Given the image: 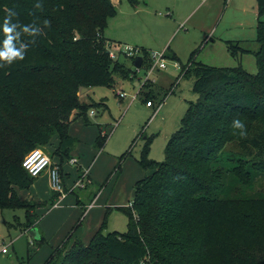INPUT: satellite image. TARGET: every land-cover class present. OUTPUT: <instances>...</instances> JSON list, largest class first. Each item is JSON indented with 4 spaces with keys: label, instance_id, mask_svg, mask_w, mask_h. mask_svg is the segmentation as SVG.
Segmentation results:
<instances>
[{
    "label": "trees",
    "instance_id": "obj_1",
    "mask_svg": "<svg viewBox=\"0 0 264 264\" xmlns=\"http://www.w3.org/2000/svg\"><path fill=\"white\" fill-rule=\"evenodd\" d=\"M127 1L132 6L138 4V0ZM42 2L40 11L33 7L36 0H0V41L4 38L5 8L17 11L25 24L36 18L41 24L51 22L44 29L46 35L29 47L23 61L0 69V121L5 119L0 128L5 137L0 138V175L9 186L21 190L36 181L23 167L24 158L33 149L47 146L58 136L60 144L54 156L71 157L79 140L70 134V126L81 116L89 121L90 105L81 103L78 93L83 88L112 85L117 78L132 74L119 58L110 56L111 40L104 35L109 17L116 13L113 0ZM257 5V50L245 47L243 41L226 40L236 66L197 62L193 55L189 59L187 71L195 77L193 90L200 97L190 103L163 161L150 158L149 149L144 151L140 162L147 175L136 182L135 199L124 207L129 231L121 236L100 234L89 248L76 239L79 251L72 250L65 257V248L59 246L45 264H89L92 257L93 264H101L100 251L94 256L96 246H101L109 260L140 264L150 245L163 248L168 255L185 250L175 259L177 264H191V250H195L193 260L198 264H264L260 225L264 223V195L237 198L228 184V178L234 176L235 184L252 185L256 171L264 166V0H257ZM148 54L144 50L143 65L147 62L150 68ZM245 54L254 55L257 72L244 68ZM145 86H149L147 82ZM148 96L146 100L153 101L154 95ZM236 118L245 123L247 138L231 127ZM107 138L100 132L99 147ZM58 196L55 192V199ZM243 203L249 206V213L241 211ZM6 208L26 209L27 226L39 228L41 217L31 214L28 204L11 187L0 188V209ZM39 234L36 240L44 243L40 229ZM253 247L260 249L257 257L240 254V250Z\"/></svg>",
    "mask_w": 264,
    "mask_h": 264
},
{
    "label": "rangeland",
    "instance_id": "obj_2",
    "mask_svg": "<svg viewBox=\"0 0 264 264\" xmlns=\"http://www.w3.org/2000/svg\"><path fill=\"white\" fill-rule=\"evenodd\" d=\"M114 1L116 13L109 17L104 30L105 37L111 40L110 47L127 44L147 50L148 53L167 51L166 68L160 71L157 68L149 70L145 62L137 69L134 59L120 55L119 60L132 69L130 77L117 78L112 85L93 86L89 92L86 88L87 90L78 93L80 102L90 105L87 110L89 121L86 122L85 117L81 116L72 122L70 134L73 132L84 140L72 149L70 155H81L84 166L93 161L91 169L96 181L89 189L77 187L69 194V202L72 203V199L77 197H80L82 202H89L102 186L99 202L89 213L85 211L81 219L83 223L77 222L73 226L74 220L80 216V205L67 203V199L64 205L54 208L51 198L48 201H39L34 195L30 196L28 191L32 186L25 191L16 186H9L0 175V188H14L19 199L28 204L31 214L42 218L46 210L39 211L38 208L53 207L49 214L45 212L47 216L45 214L46 218L40 228L43 235L47 232V235H44V243L36 240V230L27 226L26 209H0V264H45L59 246L65 248V257L72 250L79 251L76 239L81 240L84 248H89L93 246L94 238L100 234L117 233L121 236L127 233L129 219L124 207L131 205L135 199V181L146 175L140 162L143 152L149 149L150 158L163 161L170 139L177 133L190 101L197 102L200 97L192 88L194 76H184V65L192 55L197 62L218 67L237 65V60L228 51L225 39L243 41L245 47L252 50L258 48L255 41L258 23L257 0H138L137 6H132L127 0ZM174 53L176 58L172 56ZM141 55L143 56V52ZM242 63L249 72H257L254 55L245 54ZM147 81L152 87L164 92L161 97H152L156 104L161 98L164 99L156 117H152L156 105L154 108L148 107L144 94L139 96L141 90L147 92L150 88L145 86ZM212 82L217 83L216 80ZM118 91H124L126 96L120 97ZM87 92L88 95H85ZM134 96L139 97L133 100ZM8 99L12 101V97ZM1 109L0 105V117ZM92 111H95V114H92ZM4 121L5 119L0 121V128ZM100 126L102 134L108 138L105 147L98 153L97 138L100 135ZM57 137L54 136L47 146L37 147L44 150L52 161L58 157L53 154L57 150ZM0 138L5 137L0 133ZM2 151L0 146V152ZM10 151L8 146V152ZM71 170L72 173L78 171L77 165H72ZM46 172L33 183L35 190L36 187L45 186L40 189L43 196L48 194ZM255 174L256 182L252 185L235 184V177H229V189L233 188V196L248 199L257 194L264 195V166ZM40 182L42 185L39 186ZM65 191L70 192L66 189ZM244 207L241 211L249 213V206L245 209ZM98 217L99 228L90 237L89 230ZM81 224L82 229L76 232ZM260 225L264 231V223L260 222ZM72 226V230L65 237ZM25 228L30 230H24ZM86 235H89V238L85 239ZM6 246L10 251L8 254L2 253ZM162 249L150 245L146 258L140 264H177L175 259L185 251L178 250L168 255L166 250ZM48 250L50 253L44 258L43 252ZM93 251L94 256L95 251H100L99 263L119 264L109 260L101 246H96ZM194 251L190 252V263L198 264L193 260ZM240 254L257 257L260 249H242ZM87 262L93 264L95 259L92 257Z\"/></svg>",
    "mask_w": 264,
    "mask_h": 264
},
{
    "label": "crops",
    "instance_id": "obj_3",
    "mask_svg": "<svg viewBox=\"0 0 264 264\" xmlns=\"http://www.w3.org/2000/svg\"><path fill=\"white\" fill-rule=\"evenodd\" d=\"M114 1V0H113ZM115 2V1H114ZM264 20V19H263ZM257 22H258V9H257ZM258 24V23H257ZM226 40H230V39H225V41ZM226 44V43H225ZM166 53V57H167V51L165 52ZM172 56H174V58H176L177 56L175 55V53L174 54H172ZM190 62L188 61V63L186 64V65H184V67H183V74H184V76H186V75H189V72L187 71V68H189V66H187L188 64H189ZM205 63V62H204ZM236 66V65H235ZM161 69H164V68H159V67H157V70H161ZM147 80H149V79H147ZM194 82H195V77H194ZM147 83H148V81H147ZM148 85H149V89H148V91L147 92H143L144 90H141L140 91V95L139 96H141V95H143L144 94V99H147L149 96V93H152L154 96H156V97H161V95L162 94H164V92H162V91H160V90H158L156 87L154 88V87H152L149 83H148ZM193 85H194V83H193ZM193 88V87H192ZM87 90V89H86ZM90 91V88H88V92ZM194 91V90H193ZM88 92L85 94V95H88ZM139 96H137V98L139 97ZM163 98H161L160 99V101L158 102V104H156L155 103V105H156V107L159 105V104H161L162 103V105H163ZM192 101H190V103H191ZM190 103H189V105H188V107H187V110H188V108L190 107ZM155 105L154 106H152L151 108H154L155 107ZM149 107V106H148ZM162 108V107H161ZM161 110V109H160ZM160 110L158 111V113L155 115V111H154V113H152V117H156V116H158V114L160 113ZM187 110H186V112H187ZM186 114V113H185ZM184 118V117H183ZM182 118V119H183ZM88 120H89V118H88ZM180 126H181V123H180ZM180 126H179V128H178V130L180 129ZM99 132H101V126H100V129H99ZM72 134H73V132H72ZM71 134V135H72ZM73 137H75L76 139H78L79 140V143H78V145H80V144H82L83 143V140L84 139H82V138H80L79 136H77L76 134H73L72 135ZM58 138V137H57ZM98 139V138H97ZM55 140V139H54ZM57 140V148L59 147V144H60V140L59 139H56ZM107 142V141H106ZM105 147V145L103 146V147H99V151H98V153H100V151L103 149ZM78 148H79V146H78ZM143 154H144V152H143ZM97 155H99V154H97ZM143 157V156H142ZM72 158H76V159H78V163H76V164H72L71 163V159ZM53 164H55V166H59V168H60V170H61V172H62V178H63V183H64V186H65V189L67 190V191H71V188H72V186L75 184V182L79 179V177H80V174L82 173V171L84 170H89V173H88V177L90 178V182L89 183H87V185L85 186V187H83L82 189H89V188H91V185H93L94 184V182L96 181L95 180V178L93 177V173H92V169H91V167H92V165H93V161H91L89 164H86V166H84L83 164H82V156L81 155H79L78 154V156H71L70 158H64V160L61 158V157H57L56 159H53ZM72 165H77V168H78V171H76V172H71L72 170H71V166ZM85 167H87V168H85ZM144 169V168H143ZM145 170V169H144ZM146 171V170H145ZM46 175H47V181H48V194L47 195H45V196H43L42 195V192H41V188L42 187H44L45 188V186H42L41 188H38V187H36V190H35V188H33V185H32V187H31V189H30V191H28L29 193H30V196L31 195H34L35 197H36V199H38L39 201H48V200H50V198L54 201V199H55V192L51 189V185H50V177H49V172L47 171L46 172ZM146 175H147V171H146ZM145 175V176H146ZM144 176V177H145ZM143 177V178H144ZM37 179V178H36ZM140 179H142V178H140ZM140 179H138V180H140ZM138 180H136L135 181V183H134V189H135V184H136V182L138 181ZM40 185H42V182H40L39 183V186ZM101 189H102V186H101V188H100V190H99V192L97 193V194H95V196L89 201V202H82L81 200H80V197H77L76 199H72V203H70L69 202V199H71V196L69 197V194L70 193H73L74 191H75V189L73 190V191H71V192H68L69 194L67 195V197L60 203V205L58 206V207H60L61 206V204L62 205H64L63 203H65V201L68 199V201H67V203H70V204H72V205H74V204H77V206H81V211H80V216H79V218H76L75 220H74V223H73V226L78 222L79 224L82 222V217H84V213H85V211L87 210L88 211V213L90 212V210H93L94 208H95V206H96V203L97 202H99V200H100V195L102 194L101 193ZM25 191V190H24ZM53 193V194H52ZM55 201H56V199H55ZM93 204V207H91V208H89L90 207V205H92ZM66 206L67 205H69V204H65ZM54 207V206H53ZM52 207V208H53ZM127 207V206H126ZM52 208H46V207H41V208H38V210L39 211H41V209L42 210H46L45 212L47 213V214H49V210H51ZM55 208V207H54ZM72 208H75V207H72ZM37 211V210H36ZM44 212V216L42 217V218H40V220H38V226H39V228H30V229H33V230H36V229H40L41 228V226H42V223H43V221H44V218H46L45 217V213ZM87 213V214H88ZM47 214H46V216H47ZM98 219H99V217L98 218H95V220H94V223H93V225L91 226V228H90V230H89V233H90V237H92V234H94L95 233V231L99 228V222H98ZM76 221V222H75ZM83 223V222H82ZM73 226L71 227V228H69L68 229V231H67V233L64 235L65 237L67 236V234L72 230V228H73ZM82 227V224H81V226H79V228L76 230V232H78V230L80 231V229H82L81 228ZM30 229H26V230H30ZM83 231H84V228H83ZM75 232V233H76ZM44 235H47V232L44 234ZM64 237V238H65ZM63 238V239H64ZM84 238L86 239V238H89V235H86V236H84ZM62 239V240H63ZM62 240H61V242H62ZM60 242V243H61ZM10 252V251H9ZM8 252V253H9ZM8 253H4V254H8ZM44 254H43V257L45 258V257H47V255L50 253L49 252V250H48V252H43Z\"/></svg>",
    "mask_w": 264,
    "mask_h": 264
},
{
    "label": "built area",
    "instance_id": "obj_4",
    "mask_svg": "<svg viewBox=\"0 0 264 264\" xmlns=\"http://www.w3.org/2000/svg\"><path fill=\"white\" fill-rule=\"evenodd\" d=\"M112 46V45H111ZM113 45L112 47L109 46L110 56L113 59H118L120 55H123L125 57H129L131 59H136L138 57H143L141 53L144 50L140 49L139 47H134L131 45ZM149 59L151 61V66L149 70H153L157 67L159 68H166V53L165 51H153L149 52L148 54ZM118 94L120 97H125L126 94L124 91H118ZM137 96L133 97V100H135ZM155 103L153 101H147V106L152 107ZM162 103L159 104L155 109V115L158 113V111L161 109ZM92 114H95V111H92ZM72 164L78 163V159L72 158L71 160ZM23 167L29 172V174L35 178L40 177L44 172H49L50 177V185L51 189L58 193L59 196L54 204V207H58L60 203L67 197L69 194L65 191V187L63 184V178H62V172L59 168V166H55L53 164L52 159L50 156L44 152V150L40 148L33 149L30 151L23 161ZM89 170H83L80 174L79 179L75 182V184L72 186L71 191L76 189L77 187L83 188L87 185V183L90 182V178L88 177ZM70 191V192H71ZM132 204V203H131ZM93 207V204L90 205L89 208ZM9 249L8 247H4L2 249V253H8Z\"/></svg>",
    "mask_w": 264,
    "mask_h": 264
},
{
    "label": "clouds",
    "instance_id": "obj_5",
    "mask_svg": "<svg viewBox=\"0 0 264 264\" xmlns=\"http://www.w3.org/2000/svg\"><path fill=\"white\" fill-rule=\"evenodd\" d=\"M36 10L44 8L42 0H36L33 5ZM5 16L2 24L3 40L0 41V69L8 68L16 62L23 61L30 46L35 45L37 38L46 35L44 29L50 27L51 22L44 20L38 23V18L31 23H22L18 12L11 8L4 9ZM28 37V39H24ZM231 127L238 130L241 138H247L245 123L239 118L233 119ZM234 135L237 133H233Z\"/></svg>",
    "mask_w": 264,
    "mask_h": 264
},
{
    "label": "water",
    "instance_id": "obj_6",
    "mask_svg": "<svg viewBox=\"0 0 264 264\" xmlns=\"http://www.w3.org/2000/svg\"><path fill=\"white\" fill-rule=\"evenodd\" d=\"M142 65H143V57H138V58H136V59L134 60V66H135L137 69L141 68ZM85 90H86V88H83V89H82V92L85 91ZM36 235H37L36 238L39 239V238H40V234H39V230H38V229H36Z\"/></svg>",
    "mask_w": 264,
    "mask_h": 264
}]
</instances>
